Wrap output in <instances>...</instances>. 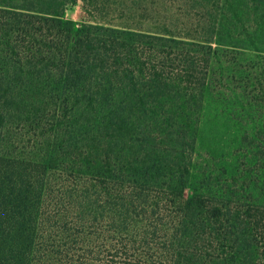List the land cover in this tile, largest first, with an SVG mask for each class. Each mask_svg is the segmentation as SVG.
<instances>
[{
    "label": "trees",
    "instance_id": "16d2710c",
    "mask_svg": "<svg viewBox=\"0 0 264 264\" xmlns=\"http://www.w3.org/2000/svg\"><path fill=\"white\" fill-rule=\"evenodd\" d=\"M111 1L0 0V264H264L262 190L184 195L212 44L264 52V0Z\"/></svg>",
    "mask_w": 264,
    "mask_h": 264
},
{
    "label": "rangeland",
    "instance_id": "374dc122",
    "mask_svg": "<svg viewBox=\"0 0 264 264\" xmlns=\"http://www.w3.org/2000/svg\"><path fill=\"white\" fill-rule=\"evenodd\" d=\"M111 2L121 7L125 2L133 4L138 15L116 19L114 25L143 31L158 32L146 29L148 21L163 22L171 18L179 20L174 24L181 27L199 16L197 10L185 16V0ZM93 17L95 20L78 1L66 7L64 20L78 30L86 23L101 22L98 13H93ZM212 47L204 103L194 124L197 136L192 152V175L184 186V195L192 196L202 185L206 192H223L233 182L232 176L239 184H246L247 192L248 185L264 192V52L250 47L241 49L233 40L221 45L213 42Z\"/></svg>",
    "mask_w": 264,
    "mask_h": 264
}]
</instances>
